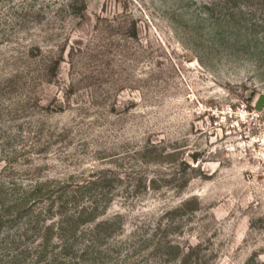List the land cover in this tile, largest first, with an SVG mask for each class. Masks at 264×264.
I'll return each mask as SVG.
<instances>
[{"label":"rangeland","instance_id":"obj_1","mask_svg":"<svg viewBox=\"0 0 264 264\" xmlns=\"http://www.w3.org/2000/svg\"><path fill=\"white\" fill-rule=\"evenodd\" d=\"M262 94L264 0H0V264H264Z\"/></svg>","mask_w":264,"mask_h":264},{"label":"water","instance_id":"obj_2","mask_svg":"<svg viewBox=\"0 0 264 264\" xmlns=\"http://www.w3.org/2000/svg\"><path fill=\"white\" fill-rule=\"evenodd\" d=\"M264 107V94H262L256 101L254 108L257 111H261Z\"/></svg>","mask_w":264,"mask_h":264},{"label":"trees","instance_id":"obj_3","mask_svg":"<svg viewBox=\"0 0 264 264\" xmlns=\"http://www.w3.org/2000/svg\"><path fill=\"white\" fill-rule=\"evenodd\" d=\"M193 160H194V162H196L198 160L197 155H193Z\"/></svg>","mask_w":264,"mask_h":264},{"label":"built area","instance_id":"obj_4","mask_svg":"<svg viewBox=\"0 0 264 264\" xmlns=\"http://www.w3.org/2000/svg\"><path fill=\"white\" fill-rule=\"evenodd\" d=\"M255 109V108H254ZM256 110V109H255ZM257 111V110H256Z\"/></svg>","mask_w":264,"mask_h":264}]
</instances>
